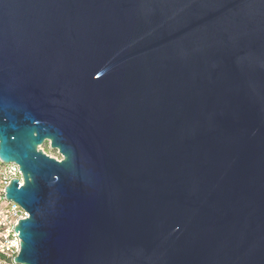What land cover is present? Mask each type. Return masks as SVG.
Segmentation results:
<instances>
[{
	"label": "water",
	"instance_id": "95a60500",
	"mask_svg": "<svg viewBox=\"0 0 264 264\" xmlns=\"http://www.w3.org/2000/svg\"><path fill=\"white\" fill-rule=\"evenodd\" d=\"M0 160L16 264H264V0H0Z\"/></svg>",
	"mask_w": 264,
	"mask_h": 264
},
{
	"label": "built area",
	"instance_id": "2783aa9c",
	"mask_svg": "<svg viewBox=\"0 0 264 264\" xmlns=\"http://www.w3.org/2000/svg\"><path fill=\"white\" fill-rule=\"evenodd\" d=\"M40 150L46 154L41 147ZM12 179H18V187L23 185L19 167L0 160V264H16L15 257L20 252L21 241L15 227L20 220L28 218L25 210L5 197V190Z\"/></svg>",
	"mask_w": 264,
	"mask_h": 264
},
{
	"label": "rangeland",
	"instance_id": "374dc122",
	"mask_svg": "<svg viewBox=\"0 0 264 264\" xmlns=\"http://www.w3.org/2000/svg\"><path fill=\"white\" fill-rule=\"evenodd\" d=\"M41 149L50 157L55 158L57 160H61V156L54 150L49 149L48 144H44L41 146Z\"/></svg>",
	"mask_w": 264,
	"mask_h": 264
}]
</instances>
